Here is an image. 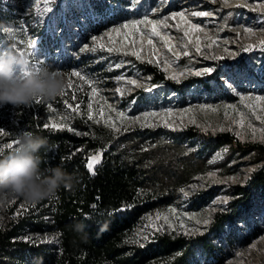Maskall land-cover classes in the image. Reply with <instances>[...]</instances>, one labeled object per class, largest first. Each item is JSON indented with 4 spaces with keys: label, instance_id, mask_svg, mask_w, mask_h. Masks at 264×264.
I'll return each instance as SVG.
<instances>
[{
    "label": "rangeland",
    "instance_id": "1",
    "mask_svg": "<svg viewBox=\"0 0 264 264\" xmlns=\"http://www.w3.org/2000/svg\"><path fill=\"white\" fill-rule=\"evenodd\" d=\"M21 1H17L20 6H16L15 0H0V8L10 10V16H7L9 19L0 23V27H11L16 30L18 46L22 50L33 52V59L37 65L50 67L51 70L62 74L66 81V94L50 101L42 100L40 103L34 101L31 107H0V113H3L5 119L0 125V133H2L0 148L5 143H14L17 135L22 131L32 132L37 120H41L43 124H66L74 129L69 132L79 136H92L99 143L107 144L113 141L132 149L139 148L146 151L157 166L159 174L157 180L161 184L157 185L160 188L158 191L174 192L176 195L172 200L160 202L140 216L131 234L132 240L139 239L140 243H144L146 241L143 236L146 234L149 235V240L157 233L183 234L184 229L180 227L181 224L186 229L200 230L201 234L187 236L210 232L217 212H231V204L235 199L234 187L240 184L249 185L255 172L264 164L262 151L239 149L228 142L209 143L205 137L207 134L230 132L243 144L264 146V140L261 139L264 136L261 132L264 124L257 121L251 115V110L245 107L249 103L256 105L259 115L264 104H256L254 100L242 102L236 94L238 92L245 96H264V48L258 46L259 41L264 39V9L253 10L257 3H264V0H229L230 6L227 7L223 6L220 0L216 3H212L211 0H187L185 9L183 6L185 0H116L114 3L108 0H51L50 5L43 3V0ZM200 3H202L200 11H209L213 15L192 17L190 13L194 7H199ZM237 4L247 6L236 7ZM65 7L68 10L71 8L73 10V7L86 9L89 25L86 33L82 35L83 38L72 41V45L62 51L59 46H53L55 37L52 38V35L59 27L55 24L56 19L60 17L61 20L64 19L62 10ZM181 11L188 15L192 23L200 24L207 33V36L204 33L192 34L193 39L196 36L200 37L202 49L200 53H196L191 44L186 49L183 48L187 38H184L183 33L174 26L178 22L181 27L184 26L179 18L169 20L168 23L173 27L162 28L161 31L173 37L176 51L181 53L188 51V56L181 54L178 59L173 57L158 38L152 37L159 49L157 55L161 64L158 66L155 63H146L145 61L151 58L146 43L150 33L144 26H140L145 32L142 53L144 61L136 60L134 56H125L122 52L109 53L105 50L106 47H119L125 42V31H131L122 29L121 33L113 32L105 35L110 33L111 29L135 19H143L145 16L154 20L163 19L173 12ZM65 23L66 28L70 30L78 25L74 20L70 21V18ZM245 28H251L255 35L245 33L243 31ZM134 35L137 47H140L139 34ZM92 37H97L98 42H94ZM208 37L217 41L212 48L206 47L209 43ZM4 40V34L0 33V44H3ZM27 41H35V43L28 48ZM249 44L255 46L245 51V47ZM86 45L96 50H82ZM219 56H223L224 59H213ZM165 63L170 65L167 72L163 70ZM116 64H121V67L115 68ZM153 67L164 74L163 79L154 80ZM205 68H211L213 71L202 76L194 74L197 71L202 72ZM74 71H79L86 80H90L91 86L78 77L71 76ZM181 72L184 76L179 82L168 79L169 75ZM121 75L138 80L142 87L117 81L115 78ZM225 82H229L227 86ZM174 84H180L185 88L178 89ZM92 87L97 88L98 95L92 94ZM117 87L126 90L123 97L115 92ZM89 103L93 104L92 112L95 119H100L98 112L103 106L105 119L111 116L118 126L120 122L116 117V111H123L129 117L142 116L145 112L163 114L171 111L173 115L149 117L148 122L154 123L156 125L154 127L131 124L126 125L128 131L122 130L117 133L106 127L103 121L96 124L87 119ZM68 104L73 108L78 107L79 113L67 107ZM48 105H51L53 110L50 111ZM107 105H111L116 111H109ZM226 105H234L235 108H226ZM209 106L216 108L217 111H211ZM241 114L245 120L243 129L234 123ZM62 117L66 119L62 120ZM164 120H168L173 127L163 126ZM193 120L195 123L192 122ZM249 123L256 129L255 138L252 131L247 128ZM191 127L197 131V134L186 137L185 131ZM221 127L225 131H220ZM149 130H155L158 137L153 140L145 136L143 139H138L136 134L146 135ZM237 132H243V140L236 136ZM133 143L138 145L135 147ZM8 151L11 150L3 152L7 154ZM98 152L103 153V146H99L91 155ZM183 169L190 173L189 181L186 183H181L176 177V172ZM193 185H196L195 189ZM181 189L189 193L188 197L183 195ZM225 197L228 198L226 204L214 203ZM33 205L25 203L22 199L0 204V227H5L13 219L23 216ZM172 209H175V213L171 211ZM157 214L161 217L167 216L172 227H169L163 219L157 220ZM189 216L193 219L189 220ZM208 218L210 223L207 226L202 223L197 225V219ZM153 226L162 227L163 231L152 235ZM22 235L25 239L35 238L51 243L57 240L54 232L33 237L32 233L25 231ZM261 236H264V188L254 191L249 206L241 208L236 217L226 224L221 235L214 239L217 243L216 255L213 256L208 250L199 247L196 252L197 257L203 264H206L207 258L217 259L216 256L221 258L217 261L218 264H246L244 255L239 257L235 254L248 251V246ZM259 248H264V241L258 243L257 249Z\"/></svg>",
    "mask_w": 264,
    "mask_h": 264
},
{
    "label": "trees",
    "instance_id": "2",
    "mask_svg": "<svg viewBox=\"0 0 264 264\" xmlns=\"http://www.w3.org/2000/svg\"><path fill=\"white\" fill-rule=\"evenodd\" d=\"M10 10L0 8V23L7 21ZM154 80L164 78L156 67ZM178 89L185 88L174 84ZM5 119L0 113V125ZM32 132L46 137L50 149L41 150V168L62 166L74 174L78 182L72 190L61 189L52 200H43L23 216L0 227V264H203L197 257L202 247L216 255L219 237L228 222L241 208L248 207L255 190L264 188V164L255 172L249 185H236L231 212H217L210 232L187 236L170 232L157 233L150 240L132 242L131 234L141 215L158 203L175 198V193L158 191L157 166L146 151L122 146L113 141L99 143L92 136H79L68 130L44 129L41 120L34 124ZM156 131L136 134L138 139L158 137ZM197 134L194 128L185 131L186 137ZM109 135L107 136V138ZM209 143H231L243 149H257L264 153L260 144H243L230 132L207 134ZM133 146L138 144L133 143ZM103 146L101 162L95 165V175L86 167L89 156ZM153 163V164H152ZM187 170L176 172L181 183L189 181ZM129 206H131L129 208ZM124 211H118L121 208ZM85 225L77 231L74 225ZM106 225V230L101 225ZM27 231L36 237L54 232V243L38 239H25ZM128 241V242H126ZM207 258L206 264H218L220 257Z\"/></svg>",
    "mask_w": 264,
    "mask_h": 264
},
{
    "label": "clouds",
    "instance_id": "3",
    "mask_svg": "<svg viewBox=\"0 0 264 264\" xmlns=\"http://www.w3.org/2000/svg\"><path fill=\"white\" fill-rule=\"evenodd\" d=\"M5 40L0 44V107H31L37 98L54 100L66 87L58 71L39 66L33 52L22 50L17 33L11 27H0ZM49 150L46 137L31 131H22L16 145L7 154L0 152V204L22 199L27 204L52 200L61 190H72L78 178L62 166L42 169L41 150ZM82 223L74 228L83 231ZM106 230V225H101ZM246 264H264V248L243 253Z\"/></svg>",
    "mask_w": 264,
    "mask_h": 264
},
{
    "label": "snow or ice",
    "instance_id": "4",
    "mask_svg": "<svg viewBox=\"0 0 264 264\" xmlns=\"http://www.w3.org/2000/svg\"><path fill=\"white\" fill-rule=\"evenodd\" d=\"M45 2H47V0H45ZM212 3H216L217 0H211ZM220 2L222 3L223 6L227 7V6H230L229 4V0H220ZM244 6H247V5H240V4H237L236 7H244ZM260 9H264V3H257L256 7L253 8V10H260ZM190 15L192 17H210L213 15L212 12H209V11H192L190 13ZM177 18H179V21H182L183 22V27H181V24L178 22L176 25H174L179 31H181L183 33V37L184 38H187V43L186 44H183V48H187L189 44H191L194 48H195V51L196 53H200L202 51L201 49V40H200V37L199 36H196L195 39L192 38V34L194 33H204L205 36H207V33L205 32V29L198 23H192L189 19H188V15L184 12V11H181V12H173L171 13L170 16H167L163 19H149L147 16H145L143 19H135V20H132L131 22L129 23H124L123 25H121L120 27H117V28H113L110 30V33H106L105 35H110L111 33H121L122 29L123 30H131V31H125L124 33V40L125 42L124 43H121L119 47H116V46H112V47H106V51H108L109 53H112V52H122L123 55L125 56H134L136 58V60H141V61H144V57L142 55L143 51H144V48H143V45L145 43V32L141 30V27L140 26H144L145 29H147V31L150 33V35L148 36L147 40H146V43L149 47V50H150V54H151V58H148L145 62L148 63V64H153L155 63L156 65H160L161 64V61L159 59V56L157 55V53L159 52V49L156 47V44L154 43V40L152 39V37H156L158 38V40L161 42V44L163 45L164 48L167 49V51L169 53L172 54L173 57L175 58H179V56L182 54L184 56H188L189 55V52L188 51H183L182 53L181 52H178L176 51V45L173 43V37L171 35H166L165 33H163L161 31L162 28H170V27H173V25H170L168 23L169 20H177ZM245 33H248L249 35H255V33L253 32V30L251 28H245L243 30ZM134 34H139V37H140V47H137V41H136V38H135V35ZM238 38H239V34H238ZM92 40L94 42H98V38L97 37H92ZM208 40H209V43H207L206 47L207 48H212L213 45H216L217 41L215 39H212L211 37H208ZM21 43H24V41H21ZM35 41H27V47L28 48H31L33 45H34ZM255 45H247L245 47V51H248L249 49H251L252 47H254ZM258 46L264 48V39H261L259 41V44ZM102 48H104L103 45H101ZM84 51H95L96 49L95 48H88V46L86 45L84 49H82ZM227 51V50H225ZM229 55H232L231 53H229ZM213 59H224L223 56H219V57H213ZM115 68H120L121 67V64H116L114 66ZM169 67L170 65L168 64H164L163 66V70L164 71H168L169 70ZM213 71V69L211 68H205L202 72L201 71H197L195 72L194 74L196 76H202V75H206L208 73H211ZM71 76H75V77H78L80 80L82 81H85L86 83H88L90 86L92 84V82L90 80H86L85 77L79 72V71H74L70 74ZM184 76V73L181 72V73H173L171 75L168 76V79L170 80H174V81H177L179 82L180 78ZM117 81H124L127 85H131V86H134V87H142V85L138 82V80L136 79H132V78H127L123 75L121 76H117L115 78ZM229 82H225V85L227 86ZM68 85L70 86L71 85V80L69 79L68 81ZM147 90H150V89H147ZM91 91H92V94L95 96V95H98V90L97 88L95 87H92L91 88ZM125 89L124 88H121V87H117L115 89V92L118 93L120 96H124L125 95ZM127 91H131V89H127ZM66 93H65V89L61 92L60 96H64ZM240 100L243 102V101H255L256 104H264V96H245V95H240L238 92L236 93ZM75 98V97H73ZM42 98H37L35 100V102L37 103H40L42 102ZM106 103V102H105ZM49 107V110H53L51 108V105H48ZM67 107L69 108H72V110L74 112H77L79 113V108L76 107V108H73L71 104H68ZM109 111H116L115 109L112 108L111 105H107ZM211 111L215 112L217 111L216 108H211V106H209ZM226 108H235L234 105H226L225 106ZM245 107L249 108L251 110V115L255 117V119L257 121H260L261 124H264V108L260 109L261 111V114H257V111H256V105L254 104H246ZM87 108H88V112H87V119L90 120V121H93L94 123L96 124H99L101 123V121H103L104 125L108 128H110L112 131L114 132H121L122 130L123 131H128L129 128L128 126L126 125H131V124H138L140 127H154L156 126L154 123H149L148 122V118L149 117H159L161 115H164V116H172L173 113L171 111H168L166 113H158V112H145L142 114V116H134V117H129L126 115L125 112L123 111H116V117L117 119L119 120L120 122V126H118L112 119L111 116L107 117L105 119L104 117V107L101 106V108L99 109V112H98V115L100 117V119H95L94 118V115H93V112H92V109H93V104L92 103H89L87 105ZM185 112L187 111H190V110H184ZM227 115V113H226ZM62 120L63 119H66V118H61ZM193 123H195V121L193 120L192 121ZM234 123L241 129H243L245 127V120H244V116L243 114L240 115V118L238 120H235ZM163 126L165 127H173V124L169 123L168 120H164L163 121ZM44 129H51V130H56V131H59V130H63L64 128H67L68 131H74V129H72L71 127H68L66 124H57V123H45L43 124L42 126ZM247 128L250 129L253 133V138H255V132H256V129L255 127L249 123L247 125ZM175 130V128L173 129ZM220 131H225V129L223 127H221L219 129ZM229 131H231V129H227ZM261 132L264 133V129H261ZM79 134V133H77ZM0 135H2V133H0ZM85 135H87V133H85ZM236 136L243 140L244 139V134L243 132H237L236 133ZM262 140H264V136L261 137ZM16 145V141L14 143H5L3 145L2 148H0V152H3L5 150H11L15 147ZM101 156H102V153L98 152L97 154H94V155H91L89 158H88V161H87V164H86V167L87 169L89 170V172L92 174V175H95V165L99 164L101 162ZM209 176L211 177L212 174L210 173ZM194 189L196 188V185H193L192 186ZM183 195L185 197H188L189 193L187 191H185L184 189H181L180 190ZM228 202V198L225 197L223 200H217L215 201L214 203H220V204H226ZM131 206H129L130 208ZM125 209L122 207L121 209H119L118 211H124ZM173 213H175V209H172L171 210ZM156 219L157 220H160V219H163L165 221L166 224H168L169 227H172V225L169 223V218L167 216H163L161 217L160 214H157L156 215ZM189 220L193 219L192 216H189L188 217ZM149 220H151V217H149ZM196 223L197 225L199 224H203L205 226H207L209 223H210V218L208 219H203V220H199L197 219L196 220ZM154 227V232L152 233V235L155 234V232H162L163 231V228L162 227ZM180 227L182 229H184V232L183 234L184 235H195V234H201L200 233V230L197 228V229H186L185 226L183 224L180 225ZM28 237H26L27 239ZM143 239L145 241H148L149 240V235H144L143 236ZM260 241H264V236H261L258 238V240L254 241L252 244H250L248 246V251L251 252V250L253 249H257V245ZM128 242V241H126ZM132 242L134 243H137V244H140V240L139 239H135L133 240ZM141 247H143L144 245L143 244H140ZM236 256H239V257H243V253H240V252H237L235 254Z\"/></svg>",
    "mask_w": 264,
    "mask_h": 264
},
{
    "label": "bare ground",
    "instance_id": "5",
    "mask_svg": "<svg viewBox=\"0 0 264 264\" xmlns=\"http://www.w3.org/2000/svg\"><path fill=\"white\" fill-rule=\"evenodd\" d=\"M12 1V0H11ZM19 0H15V4L14 5H19L18 2ZM21 1V0H20ZM50 1L51 0H47V2H45V0H43V3H46V5H50ZM69 1V0H68ZM77 1V0H76ZM110 1V3H114L116 0H108ZM22 2V1H21ZM71 2V1H70ZM186 2L187 0H185V3L183 4L184 9L186 6ZM83 3V2H82ZM95 3V2H94ZM79 4V3H78ZM60 6V5H59ZM66 6V5H65ZM72 6V5H71ZM98 6V5H97ZM100 6V5H99ZM201 6L202 3H200L199 7H194L193 11H200L201 10ZM82 7V6H81ZM108 7V6H107ZM100 8V7H99ZM72 9V8H71ZM68 10V8L66 9V7L62 10L64 12L63 13V17L64 19L61 20L62 17L57 18L56 19V26L58 27V30L56 31V33L54 35H52V38L55 37V40L53 41V46L57 45V47L59 46L60 49L63 51L67 46L69 47V45H72V41H77L78 39H80L82 37V35L84 33H86L85 31H87V26L89 25V17L87 15V10L86 9H81V8H75L73 7V10ZM88 9V8H87ZM97 11V10H96ZM55 14V12H53ZM86 13V14H85ZM97 13V12H96ZM59 14V13H58ZM91 15V14H90ZM68 18H70V21H75V23H78L77 26H75L72 30H70V28H66V23L65 21L68 20ZM91 18V17H90ZM97 18V17H96ZM66 19V20H65ZM95 21V20H94ZM52 22V21H51ZM92 25V24H91ZM54 28V27H53ZM93 28V27H92ZM89 31H91L89 29ZM83 38V37H82ZM54 49V47H53ZM59 50V49H58ZM71 50V49H70Z\"/></svg>",
    "mask_w": 264,
    "mask_h": 264
}]
</instances>
